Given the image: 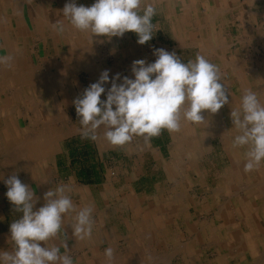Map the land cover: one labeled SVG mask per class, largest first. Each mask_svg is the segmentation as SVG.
Returning a JSON list of instances; mask_svg holds the SVG:
<instances>
[{
  "label": "crops",
  "instance_id": "0c3cea01",
  "mask_svg": "<svg viewBox=\"0 0 264 264\" xmlns=\"http://www.w3.org/2000/svg\"><path fill=\"white\" fill-rule=\"evenodd\" d=\"M69 2L40 0L43 8L51 7L53 13L42 10L41 20L45 24L37 32L29 30L25 1L16 3L17 8L13 9L12 1L6 0V8L0 12L3 17L0 21L5 22L4 28L0 22V54L15 57L12 69L0 67V251L11 252L14 247L10 224L20 214L14 212V206L5 195L4 180L16 173L21 182L29 185L39 197L35 209L43 206L45 192L60 185L71 189L67 194L76 211L93 206L94 227L90 239L81 241L73 237L71 224L75 222L76 212H72L65 215L58 236L48 242V246H60L61 253L70 256L74 264H91L105 256V253L98 254L102 247L128 245L129 239H136V233L154 229L160 217L168 224L165 230L169 231L170 241L165 242L171 246V261L204 264L215 261L219 250L229 256L228 249L219 247L221 244L230 245L229 237L236 224L232 222L228 199L233 192L237 195L238 183L247 185L250 175L244 171L246 148L233 147L234 137L239 133L233 126L230 113L240 107L245 90L255 92L264 103V94L260 92L264 91V0H142V7L153 4L156 8L152 19L154 36L150 41L140 45L137 35L129 31L123 37H116L119 39L116 55L100 46L99 60L92 56L91 49V52H84L85 58L81 51L74 52L66 64V57H62L64 53L58 49L59 39L61 42L64 36L52 29L50 21L67 20L62 9ZM94 2L88 0L86 6ZM19 6L26 8V12L21 10L22 16L18 14ZM15 15L19 17L13 28ZM90 47H93L92 42ZM159 48L175 51L183 63L195 60L199 53L217 65L228 91L229 103L219 113L205 111L203 115L207 121L202 124L182 120L179 131L162 130L159 136L148 142L142 136H134L123 146L111 145L104 138L103 126L96 132L97 139L83 138L73 101L90 84L97 82L104 70H108L111 78L104 85L106 91L117 73L121 76L118 84L124 76L134 79L131 72L133 61L145 59L147 63H153L156 60L154 49ZM109 55L114 59L112 67L105 64ZM37 56H41L39 62ZM90 58L95 61L88 63ZM49 73L50 76H46ZM51 75L55 79L63 78L56 82ZM41 76L40 80L49 77L51 83L49 79H46L47 83L46 80L40 81ZM101 100H106V92L101 95ZM59 108L61 113L57 110ZM192 182H198L199 186L191 190L202 196L190 211L189 183L192 186ZM219 195L227 196L222 211L224 217L220 216L217 203L207 207L200 205L202 199L208 201ZM64 241L68 245L67 252L62 246ZM134 242L139 246L145 244ZM174 250L180 253L177 255ZM247 255L242 254V260L236 259V262L245 258L249 260ZM227 260L234 259L228 257Z\"/></svg>",
  "mask_w": 264,
  "mask_h": 264
},
{
  "label": "clouds",
  "instance_id": "9594fccd",
  "mask_svg": "<svg viewBox=\"0 0 264 264\" xmlns=\"http://www.w3.org/2000/svg\"><path fill=\"white\" fill-rule=\"evenodd\" d=\"M62 14L73 28L93 37H123L131 31L137 35V43L143 45L154 36L152 19L156 8L153 4L142 7V0H95L91 6H78L75 0H70ZM51 26L57 33L65 30L61 21ZM153 54L156 57L153 63L145 59L133 61L134 79L124 76L118 84L121 76L117 73L106 91L109 72L104 70L98 81L73 101L83 138L97 139L96 132L103 126L104 138L111 145L123 146L134 136H142L148 142L162 130L179 131L182 120L202 124L207 121L205 111L215 114L229 103L219 67L205 56L198 53L195 60L183 63L175 51L159 48ZM14 60L12 54H0V67L12 69ZM105 92L106 100H101ZM230 115L239 133L234 137L233 147L246 148L244 171L259 169L264 163V104L255 92L245 90L240 107ZM4 184L7 199L20 215L10 224L13 250L0 251V264H74L70 256L61 253L60 246H48V242L58 236L65 215L72 212H76L71 224L73 237L81 241L90 239L93 206L76 211L67 194L71 189L60 185L45 192L43 206L35 209L39 197L16 173ZM62 246L67 252L66 241ZM105 257L108 261L114 259L113 248L105 249Z\"/></svg>",
  "mask_w": 264,
  "mask_h": 264
},
{
  "label": "bare ground",
  "instance_id": "6f19581e",
  "mask_svg": "<svg viewBox=\"0 0 264 264\" xmlns=\"http://www.w3.org/2000/svg\"><path fill=\"white\" fill-rule=\"evenodd\" d=\"M12 1V6L14 7V9H16L17 7H16V3H21V0H11ZM40 2V1H39ZM42 6H40V9L42 10V8H41ZM22 9H26V8H24V7H22V6H19V8H18V10L20 11V12H18V14L20 15V16H22L20 13H21V10ZM45 9V8H44ZM41 10H38L39 12L37 13V11L35 12V13H37L38 14V16H39V18H40V16H41V18H42V14H40L42 11ZM43 13H45V12H43ZM16 16V15H15ZM213 16V15H212ZM19 17V16H18ZM17 17V18H18ZM36 17V16H35ZM61 20V19H60ZM66 21V20H65ZM48 22V21H47ZM46 22V23H47ZM40 23L41 24H45V22L43 21V20H41L40 19ZM54 23V22H53ZM70 24V23H69ZM23 25V24H22ZM68 25V24H67ZM39 27V26H38ZM72 27V26H71ZM20 28V27H19ZM69 29V28H68ZM68 29H67V31H68ZM13 30V29H12ZM48 30V29H47ZM70 30V29H69ZM18 31V30H17ZM53 31V30H52ZM17 33V32H16ZM68 33V32H67ZM65 33L64 32V34L62 35V36H64V38H63V40H65V43H66V46H67V51L69 52L67 55H65V57H66V60H64V63H66V62H68V58H70V56H72V55H74L73 53L74 52H79L80 50V48H81V46L83 45H81V46H79L77 43H76V41H75V38H74V36H73V38H72V33ZM87 34H89V39H90V33H87ZM74 35V34H73ZM23 38V37H22ZM36 38V37H35ZM47 38H49V37H47ZM77 38V37H76ZM16 39V38H15ZM37 39V38H36ZM43 39V38H42ZM178 39V38H177ZM177 39H176V41H177ZM180 39V38H179ZM41 40V39H40ZM51 40V39H50ZM78 40V39H77ZM119 40V39H118ZM32 41V40H31ZM90 41V40H89ZM180 41V40H179ZM178 41V42H179ZM24 42V41H23ZM83 42V41H82ZM90 42H92V41H90ZM178 42H176V43H178ZM25 43V42H24ZM124 43V42H123ZM3 44V43H2ZM55 44V43H54ZM52 45V44H51ZM63 45V44H62ZM127 45V44H126ZM184 45V44H183ZM30 46V45H29ZM116 46V45H115ZM48 47V46H47ZM83 47V46H82ZM182 47V46H181ZM60 48V47H59ZM124 48V47H123ZM84 49V48H83ZM117 49V48H116ZM87 50V49H86ZM85 50V51H86ZM115 50V49H114ZM119 50V49H118ZM138 51V50H137ZM82 52H83V50H82ZM89 52V51H88ZM49 53V52H48ZM65 53V52H64ZM72 53V54H71ZM121 54V53H120ZM25 55V54H24ZM29 55H30V53H29ZM55 55V54H54ZM57 55V54H56ZM58 56V55H57ZM132 57H133V55H131ZM64 57V56H63ZM81 57V56H80ZM121 57V56H120ZM82 58V57H81ZM28 59V58H27ZM60 59V58H59ZM93 61H95V60H93V58H90V59H88V63H91V62H93ZM127 61V60H126ZM67 64V63H66ZM228 65V64H227ZM15 66H17V64H15ZM86 66V65H85ZM119 66V65H118ZM63 67V66H62ZM127 67V66H126ZM89 68V67H88ZM63 69V68H62ZM62 69H60V70H62ZM87 69V68H86ZM120 69V68H119ZM41 70V69H40ZM58 70V69H57ZM118 70V69H117ZM54 71V70H53ZM63 71V70H62ZM88 71H89V69H88ZM57 72V71H56ZM59 72V71H58ZM43 73V72H42ZM54 73V72H53ZM129 73V72H128ZM235 73V72H234ZM40 74V73H39ZM38 74V75H39ZM44 74V73H43ZM50 74L51 73H49L48 75L46 74V76H50ZM60 74V73H59ZM61 74H63L62 72H61ZM67 74V73H66ZM38 75H36V76H38ZM55 75V74H54ZM58 75V74H57ZM56 75V76H57ZM63 75H65V74H63ZM129 75V74H128ZM43 76H45V74L43 75ZM52 76V75H51ZM57 77H59V76H57ZM63 78V76H60L59 78ZM65 77V76H64ZM66 77H67V75H66ZM110 77V76H109ZM38 78V77H37ZM41 78H43L42 76L41 77H39V80L41 79ZM55 79L56 77L54 76H52V79ZM58 78V79H59ZM47 80L49 79V77H47L46 78ZM45 79V80H46ZM52 79L50 80V83H51V81H52ZM58 79H55V81L57 82V80ZM99 79V78H98ZM109 79H111V78H109ZM43 80V79H42ZM42 80H40V81H42ZM45 80H43V81H45ZM47 80L45 81L46 83H47ZM48 80V81H49ZM60 80H63V79H60ZM36 81H38V80H36ZM53 82H54V80H53ZM52 82V83H53ZM60 81H58V83H59ZM54 84H55V82H54ZM61 84H63V83H61ZM32 85V84H31ZM43 85H44V82H43ZM59 85V84H58ZM57 85V86H58ZM9 86V85H8ZM40 86V85H39ZM45 86V85H44ZM51 86H53L52 84H51ZM54 86H56V85H54ZM53 86V87H54ZM62 86V85H61ZM28 88V87H27ZM35 88H36V86H35ZM44 88V87H43ZM13 89V88H12ZM53 89V88H52ZM56 89V88H55ZM61 89V88H60ZM255 89V88H254ZM9 90H11V89H9ZM59 90V89H58ZM8 91V90H7ZM16 91H17V88H16ZM28 91V90H27ZM39 92V91H38ZM41 92H43V91H41ZM54 91H52V93H53ZM58 92V91H57ZM259 91H257V93H258ZM261 92V94H264V93H262V92H264V91H260ZM29 93V92H28ZM4 94V93H3ZM8 94V93H7ZM19 95H21V93L19 94ZM38 95H39V93H38ZM4 97V96H3ZM2 97V98H3ZM40 97V96H39ZM54 97H55V92H54ZM258 97H259V95H258ZM39 99V98H38ZM45 99V98H44ZM43 99V100H44ZM29 100H31V98L29 99ZM56 100V101H55ZM54 101H55V103L57 102V99H55ZM34 101V100H33ZM40 102H41V100H40ZM29 103H31V102H29ZM28 103V104H29ZM36 103V102H35ZM35 103H34V105H35ZM42 103V102H41ZM262 103V102H261ZM46 104V103H45ZM58 104V103H57ZM56 104V106H58ZM53 105H55V104H53ZM231 105V104H230ZM11 106V105H10ZM36 106V105H35ZM39 106V105H38ZM43 106V105H42ZM227 106V105H226ZM225 106V107H226ZM12 107H14L13 105H12ZM31 107H32V105H31ZM45 107V106H44ZM55 108V106H52L51 108ZM236 107V106H235ZM6 108V107H5ZM11 108V107H10ZM28 109H29V107H27ZM33 108V107H32ZM34 108H36V107H34ZM33 108V109H34ZM53 108V109H54ZM32 109V110H33ZM50 109V108H49ZM56 109V108H55ZM60 109V108H59ZM59 109H57L58 110V112L59 113H61V109L59 110ZM223 109V108H222ZM12 110H13V108H12ZM23 110V109H22ZM31 110V109H30ZM7 112H8V110H7ZM11 112H13V111H11ZM11 112H10V114H11ZM51 112V111H50ZM23 113V112H22ZM36 113H37V111H36ZM63 113V112H62ZM219 113V112H218ZM7 114V113H6ZM29 114V113H28ZM57 114V113H56ZM64 114V113H63ZM38 115V114H37ZM36 115V116H37ZM49 115V114H48ZM65 115V114H64ZM63 115V116H64ZM62 116V115H61ZM62 116V117H63ZM53 117V116H52ZM59 117V116H58ZM218 117H219V115H218ZM37 118V117H36ZM64 118V117H63ZM53 119H55V116H54V118ZM56 119H58V118H56ZM61 117H59V120H60V123H62L61 122ZM64 119H66V118H64ZM219 119H220V117H219ZM37 121H38V119H37ZM218 121V120H217ZM229 121V120H228ZM34 123V122H33ZM39 123V122H38ZM49 123V122H48ZM47 123V124H48ZM219 123V122H218ZM41 124V123H40ZM39 124V125H40ZM55 124H56V122H55ZM214 124V123H213ZM42 125V124H41ZM61 125V124H60ZM35 126V125H34ZM59 126V125H58ZM62 126V125H61ZM33 127V126H32ZM31 127V128H32ZM43 127H44V125H43ZM29 128V127H28ZM37 128V127H36ZM36 128H35V130H36ZM42 128V127H41ZM46 128H47V126L45 127V130H46ZM31 129L29 128V131H30ZM29 131L27 132V133H29ZM39 131V130H38ZM32 133L33 132H31V135H32ZM36 133H37V131H36ZM45 133V132H44ZM46 133H47V130H46ZM204 133V132H203ZM25 134V133H24ZM175 134V133H174ZM22 135H23V133H22ZM175 135H178L177 133L175 134ZM206 135V134H205ZM27 136V135H26ZM33 136H35V134L33 135ZM24 138H26L25 136H23ZM28 137V136H27ZM46 137V136H45ZM182 137V136H181ZM37 138V137H36ZM30 139V138H29ZM202 139V138H201ZM26 141H27V139H25ZM35 140H37V139H35ZM47 140V139H46ZM25 141V142H26ZM197 141V140H196ZM22 142H24V141H22ZM21 142V143H22ZM29 142H31V141H29ZM32 142H34V141H32ZM38 143V142H37ZM180 143V142H179ZM198 143V142H197ZM20 144V143H19ZM17 145H18V143H17ZM26 145V144H25ZM25 145H24V147H25ZM29 145V144H28ZM199 145V144H198ZM16 147V146H15ZM198 147V146H197ZM22 149V148H21ZM199 149V148H198ZM18 150V149H17ZM178 150V149H177ZM200 150V149H199ZM6 153V152H5ZM4 153V154H5ZM240 153H241V151H240ZM1 154V153H0ZM18 154V153H17ZM10 156V155H9ZM23 156V155H22ZM191 156V155H190ZM21 157V156H20ZM23 158V157H22ZM19 161H20V159H19ZM250 173V175H249V177H248V181H247V184H248V188H246L247 189V191H248V193H247V196H249L251 199H250V201H248L246 204H245V202H246V200L244 201V200H242V201H240L239 200V198H236V200L235 201H233V204H232V202H231V205H234L235 206V209L238 211V213L241 215V217L242 218H244L245 219V221L244 222H241V221H239V224H234L233 225V228L235 229H233L232 230V232H231V234H230V245L228 246L227 244L226 245H223V244H221V246H219L220 248H221V250H224V249H228L229 250V256H225L224 254H223V252L222 251H218V253H217V259L215 260V261H209L208 262V264H227L228 263V257L232 260V259H240V258H242V253L247 249V247H250L251 246V248H252V251L254 250V251H257L258 250V248H262V243H264V208H262V207H264V163H262L261 164V166L259 167V169H257V170H255V172H249ZM260 174V178L259 177H256L255 176V174ZM254 174V175H253ZM223 191V190H222ZM238 195V194H237ZM231 196V195H230ZM176 198V197H175ZM184 199V198H183ZM261 199H262V201H261ZM223 202V201H222ZM250 204V206L248 207V208H250L251 210H249L250 212H248V213H246L245 212V210H247L248 208H247V204ZM223 204H225L224 202L223 203H220L217 207H218V209H219V211L221 212L220 213V216H222V217H224V215L225 214H222L223 212L222 211H224L225 210V205H223ZM216 206V205H215ZM234 206H233V208H234ZM246 206V207H245ZM256 206H260L257 210L258 211H252L253 210V208L255 209V207ZM262 206V207H261ZM228 207V206H227ZM226 207V208H227ZM241 210V211H240ZM149 213V212H148ZM243 213H245V214H243ZM239 220V219H238ZM243 221V220H242ZM226 225V224H225ZM218 226V225H217ZM229 226V225H228ZM224 228V227H223ZM147 230V229H146ZM148 231V230H147ZM147 231H145V232H147ZM220 231V230H219ZM230 231V230H229ZM145 232H143L142 234L143 235H148L149 233V231L146 233V234H144ZM213 232V231H212ZM132 234V233H131ZM130 234V235H131ZM113 235V234H112ZM150 235V234H149ZM148 235V236H149ZM211 235H213L212 233H211ZM132 236V235H131ZM207 236V235H206ZM114 237V236H113ZM133 237V236H132ZM145 237V236H144ZM147 237V236H146ZM145 237V238H146ZM152 237V236H151ZM134 238V237H133ZM143 238V237H142ZM149 237H147V239H148ZM209 238V237H208ZM214 238V237H213ZM216 238V237H215ZM207 239V238H206ZM125 241V240H124ZM131 241V240H130ZM129 241V244H128V250H127V254L128 253H132V254H135V255H137V256H140V260L139 261H141L142 259H145V260H142V261H148V262H142L143 264H156V262H159V261H161L162 262V264H164L163 262H164V260L162 261V259H163V257L162 258H160V257H157L156 256V253L159 251H157L156 253L155 252H152L153 250V248L149 251L150 252V254L152 255V256H150V257H145L144 255L142 256V250H141V247L137 244V243H132V242H130ZM137 241V240H136ZM149 241V240H148ZM218 241V240H217ZM138 242V241H137ZM211 243H212V241H210ZM209 242V243H210ZM219 242V241H218ZM218 242H216L217 244H218ZM224 242V241H223ZM208 243V244H209ZM220 243V242H219ZM225 243V242H224ZM182 244V243H181ZM207 244V243H206ZM214 244V243H213ZM143 247V246H142ZM215 247V246H214ZM218 247V246H217ZM145 248V247H144ZM176 249H178L177 247H175ZM181 248H182V246H181ZM113 250H114V259L112 260V261H108L107 259H106V257L105 256H101L100 258H97V259H95L91 264H124V260H125V255H124V252H122V253H117L116 252V250L114 249V247H113ZM155 250V249H154ZM180 250V249H179ZM179 250H178V252H179ZM227 250V251H228ZM144 251V250H143ZM148 252V251H147ZM161 252V251H160ZM163 252V251H162ZM168 252H170V251H168ZM171 252H173V250L171 251ZM174 252H177L176 250H174ZM178 252L176 253L177 255H178ZM183 252V251H182ZM257 252H259V251H257ZM256 252V253H257ZM262 252H264V251H261V253ZM164 253V252H163ZM180 253V252H179ZM215 253V252H214ZM207 254V253H206ZM166 255V254H165ZM165 255H163V256H165ZM173 255V254H172ZM171 255V256H172ZM180 255V254H179ZM160 256V255H159ZM168 256H170L169 254L166 256V257H168ZM212 256V255H211ZM248 256V255H247ZM168 258H170V257H168ZM164 259H167V258H164ZM209 259V258H208ZM254 259H257V258H254ZM253 259V260H254ZM240 260H242V259H240ZM245 260H246V258H245ZM131 261H133V260H131ZM166 261L167 260H165V264H166ZM230 261V260H229ZM238 261V260H237ZM251 261V260H250ZM254 261H256V260H254ZM136 262V261H135ZM134 262V263H135ZM184 262H185V260H184ZM188 262V261H187ZM242 262V261H241ZM257 262V261H256ZM259 262H264V256H262V255H260V257H259V259H258V263ZM126 263V262H125ZM132 263V262H131ZM130 263V264H131ZM160 263V262H159ZM158 263V264H159ZM186 263V262H185ZM250 263V262H249ZM137 264V263H136ZM161 264V263H160ZM254 264H257V263H254Z\"/></svg>",
  "mask_w": 264,
  "mask_h": 264
},
{
  "label": "rangeland",
  "instance_id": "374dc122",
  "mask_svg": "<svg viewBox=\"0 0 264 264\" xmlns=\"http://www.w3.org/2000/svg\"><path fill=\"white\" fill-rule=\"evenodd\" d=\"M5 1L6 0H0V12H3L4 11V8H6V6L4 5L5 4ZM15 1V0H14ZM23 1H25V4H27V6H28V12H27V16H28V18H29V21H28V24H29V30L31 31V32H37L38 30H39V28L41 27V23H40V19H41V16H40V18H39V16H38V10H41L40 9V6H42V4L39 2L40 0H23ZM47 1V0H46ZM50 1H52V0H50ZM66 1V0H65ZM68 1V0H67ZM76 2H77V5L79 6V5H85L86 6V3H88V0H76ZM91 2H94L93 0H91ZM12 8L14 9V7L12 6ZM42 8V10L45 8H43V6L41 7ZM48 9V12L49 13H53V9L50 7H48V8H46L45 9V11ZM41 10V11H42ZM37 11V13H35ZM25 12H26V9H25ZM46 13V12H45ZM4 14V13H3ZM40 14H42V12L40 13ZM42 15H44V14H42ZM36 16V17H35ZM45 16H47V15H45ZM43 17V16H42ZM3 17H1V14H0V19H2ZM50 20H52V19H50ZM16 21H18V19L16 18V16L14 17V19L12 20V26H13V28H15L16 27ZM58 21H61L63 24H64V28H65V30H64V32L65 33H72V38H73V36H74V38H75V41H76V43L79 45V46H81L82 44V46H81V48L79 49L80 51H81V53L83 54V57L85 58L86 57V55H85V50L87 49V50H89V52H91V49L93 50L92 52H93V57L95 58V59H97V60H99V55H100V46L102 47V49H106V48H108V50L112 53V54H114V55H116V46L115 45H117V38L116 37H111V38H106V37H104V36H99V38H97V37H93L92 36V34L90 33V39H89V37H86L87 35H89V34H87V33H89V32H80V31H78V30H76L75 28H73V27H71V24H69V21L68 20H66L65 21V19H62V20H58ZM0 22H2L1 24H2V28H4V24H5V22L4 21H0ZM55 23V22H57V20H54V21H50V23H51V25H52V23ZM68 24V25H67ZM8 26L10 27L11 26V22H9L8 23ZM39 26V27H38ZM12 28V29H13ZM70 30H69V29ZM67 29H68V31H67ZM64 32L63 33H61V35H63L64 34ZM57 33V32H56ZM67 33V34H68ZM75 33H76V35H77V38H76V36H75ZM74 34V35H73ZM78 39V40H77ZM92 41V48L90 47L91 46V42H89V43H87L88 41ZM78 41V42H77ZM83 41V42H82ZM63 40L60 42V39H59V47H58V49L61 51V54L62 53H66L67 52V46H66V43H64L63 45ZM90 45V46H89ZM84 48V49H83ZM115 49V50H114ZM82 50H83V52H82ZM102 51V50H101ZM64 53V55H62V57L64 56L65 57V55H67V53L65 54ZM111 54V55H112ZM111 55H109V57H108V59H106L107 61L105 62V64L106 65H109V66H114L115 65V63H114V59L112 58V56ZM41 56H37V62H39L40 60H41V58H40ZM83 78L85 79V76L83 75ZM85 81V80H84ZM262 104H264V103H262ZM223 169H224V167L222 166L221 167V171H223ZM258 177H260V174L258 175ZM209 184H211V183H209ZM248 185V184H247ZM246 183H238V193H239V195H234V193L235 192H233V196L232 197H229V202L231 201L232 202V204H233V201H235L236 200V198H239V200L240 201H242V200H246V202H245V204L248 202V201H250V197L249 196H247V193H248V191H246V189H244L246 186ZM197 186H199V183L198 182H192V186H191V183H189V188H190V190L191 189H193V190H195V188L197 187ZM237 193V194H238ZM201 193H197V191L195 192H193L192 190L190 191V197H189V199H188V201H189V205H190V211H193V206H195V204H196V206H197V201H198V197H200V196H202V194L200 195ZM194 196V197H193ZM227 196H222V195H219L218 197H214V198H212V199H209L208 201L207 200H205L204 201V199H202V198H199V199H202V201H201V203H200V205L202 206H205V207H207L209 204H212V203H217V206L220 204V203H223L224 202V198H226ZM223 201V202H222ZM261 201H262V199H261ZM224 205V204H223ZM220 206V205H219ZM233 206L234 205H230V203H229V209H230V211H231V213H232V215H231V217H232V222L233 223H236V224H239V221H241V222H243V221H245V219L244 218H242L241 217V215L238 213V211L235 209V206H234V208H233ZM247 208L250 206V204L248 203L247 205ZM245 206V207H246ZM251 207V206H250ZM260 206H256L255 207V209L253 208V210L252 211H258L257 209L259 208ZM262 207V206H261ZM199 208H200V206H199ZM262 208H264V207H262ZM163 209V208H162ZM249 210H251L250 208H248L247 210H245V212L246 213H248V212H250ZM241 211V210H240ZM243 214H245V213H243ZM239 219V220H238ZM243 220V221H242ZM166 226L168 227V224L165 222V220H164V218H162V217H160V218H158L157 219V223L154 225V229H147V230H142V231H147V232H145L144 234H148V235H143L142 233H136L135 234V238L136 239H129V241L130 242H134V240L136 241H138V242H141V243H145V244H143V245H141L140 247H141V250H142V256L144 255L145 257H150V256H152L151 254H150V250L152 249L153 251L152 252H157L158 250V252L156 253V256L157 257H160V258H162L163 257V259H162V261L164 260V264H165V260H167L166 261V264H188V263H185V262H180L179 260H172L171 261V256H168V257H170V258H168V257H166L168 254L170 255V252H168V251H170V249H171V246L170 245H166V242L165 241H170V236L167 234V233H169V231H166L165 229H166ZM179 234V233H178ZM134 236V235H133ZM147 236V237H149L148 239H147V237L145 238V237ZM152 236V237H151ZM137 237L139 238V239H137ZM143 237V238H142ZM184 238V237H183ZM178 239H180V235H179V237H178ZM149 240V241H148ZM136 241V242H137ZM151 243H153L152 245H150ZM143 246V247H142ZM145 247V248H144ZM179 247V246H178ZM105 249H107V247H102L101 248V250L98 252V254H101V253H105ZM114 249L116 250V252L117 253H122V252H124V257H125V260H124V264H130L131 262V264H143L142 262H148V261H142V260H145V259H142L141 261H139L141 258H140V256H137V255H135V254H132V253H128L127 254V250H128V245H120V246H118V247H114ZM155 249V250H154ZM179 249V248H178ZM157 250V251H156ZM148 251V252H147ZM161 251V252H160ZM164 253H163V252ZM257 251H259V252H257ZM257 251H252V248H251V246L250 247H247V249L242 253L243 255L245 254V253H248L249 255L247 256L248 258H250L249 260H244V261H242V262H236L237 260L236 259H234L233 261H230V262H228L227 264H254V263H257V264H264V262H259L258 263V259H259V257H260V255H262V256H264V252H262L261 253V251H264V243H262V248H258V250ZM257 252V253H256ZM166 254V255H165ZM160 255V256H159ZM163 255H165V256H163ZM162 256V257H161ZM164 258H167V259H164ZM254 258H257V259H254ZM209 259H210V257H209ZM256 260V261H254V260ZM131 260H133V261H131ZM251 260V261H250ZM136 261V262H135ZM126 262V263H125ZM135 262V263H134ZM161 264H162V262L161 261H159ZM159 262H156V264H158ZM250 262V263H249ZM159 263V264H160ZM204 264H208V262H204Z\"/></svg>",
  "mask_w": 264,
  "mask_h": 264
}]
</instances>
